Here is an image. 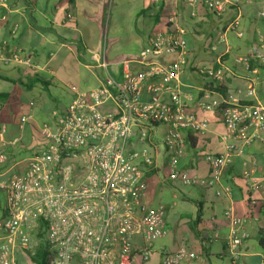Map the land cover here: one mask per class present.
I'll use <instances>...</instances> for the list:
<instances>
[{
    "label": "built area",
    "instance_id": "built-area-1",
    "mask_svg": "<svg viewBox=\"0 0 264 264\" xmlns=\"http://www.w3.org/2000/svg\"><path fill=\"white\" fill-rule=\"evenodd\" d=\"M164 1L173 7L185 5L190 17H196L200 6L220 17L227 7L238 8L241 4V0ZM239 25L238 13L217 33V43L225 42L228 31L242 36ZM263 52L264 39L259 36L251 46V57L264 62ZM187 54L185 30L174 10L165 18L163 30L149 36L147 47L121 63L120 80L102 61L104 77L99 87L83 92L68 86L73 98L54 124L40 126L43 144L32 155L28 168L0 183L6 195L5 217L0 223L6 237L0 240V264H15L11 246L15 241L21 249L33 251L37 244L34 233L40 226L52 255L50 264L149 262L153 243L164 235L166 207H151L145 200L147 185L142 167L151 166L152 159L147 150L129 147L134 135L138 133L144 141L150 129L163 126L167 178L183 186L208 189L218 184L232 155L241 153L231 140L250 126L264 130V106L258 102L240 104L231 95L199 102L204 112L221 109L224 151L208 158L212 174L206 179L181 169L180 160L185 154L183 131L204 135L209 128L206 117L187 111L183 104L181 75ZM33 55L17 50L1 58V62L32 68ZM235 60L248 70V57ZM203 73L222 83L230 72L218 57L216 67L203 68ZM246 92L254 96L253 88ZM248 143L249 139L244 138L243 144ZM3 159L0 155V162ZM244 180L248 192L260 194L264 217V175L254 178L246 174ZM225 218L229 226L227 253L233 264H240L239 249L247 237L243 230L246 218L231 210L226 211ZM160 264L206 262L181 246L174 253L163 252Z\"/></svg>",
    "mask_w": 264,
    "mask_h": 264
},
{
    "label": "crops",
    "instance_id": "crops-1",
    "mask_svg": "<svg viewBox=\"0 0 264 264\" xmlns=\"http://www.w3.org/2000/svg\"><path fill=\"white\" fill-rule=\"evenodd\" d=\"M107 1L0 0V129L3 128L0 155L4 157L0 162V183L23 174L28 168L32 155L43 144L40 126L54 124L73 98L68 88L70 83L83 92L99 87L104 77L102 61L108 64L110 74L120 80L121 63L146 47L149 36L163 30L165 18L174 10L180 15L188 45L181 75L183 104L187 111L206 117L209 122L204 135L183 131L185 154L179 167L206 179L212 174L208 158L224 151L221 135L225 128L220 111L204 112L198 107L199 102L220 97L207 89L215 81L203 73V68L216 67L218 57L230 72L222 82L227 94L240 104L258 102L264 106V72L258 68L262 62L250 53L256 39L259 36L264 39V0H241L238 8L227 7L220 17L209 14L201 6L196 17H190L189 9L183 4L173 7L165 1L161 4L162 0H143L142 7L135 12L137 17L148 19V25L143 27L148 28L143 45L140 39L123 41L118 36L117 30L128 34L124 24L122 29L111 32L110 42L104 44L100 27ZM238 13L242 36L228 31L225 42L217 43V33ZM17 50L34 53L30 70L1 62V58ZM239 56L248 57V70L236 62ZM40 81L47 84V92ZM251 88L254 96L249 97L246 91ZM53 89L66 96H56ZM160 126L150 129L144 141L136 133L129 142L131 149H145L152 159L151 166L142 167L147 204L166 207L164 235L153 243L147 264H160L163 252L174 253L181 246L202 257L206 264H233L227 253V210L246 218L243 230L247 237L239 249L240 264H261L264 254L256 243V235L258 230L264 231L263 209L260 194L248 192L244 177L264 175V130L250 126L241 136L234 137L231 142L241 153L232 155L218 184L204 189L183 186L167 178V153L162 141L155 138ZM161 131L163 137L164 127ZM244 138L249 139L248 144H243ZM5 205L6 195L0 189V223L5 217ZM5 237L0 228V240ZM11 246L15 264H27L19 243L15 241Z\"/></svg>",
    "mask_w": 264,
    "mask_h": 264
},
{
    "label": "rangeland",
    "instance_id": "rangeland-1",
    "mask_svg": "<svg viewBox=\"0 0 264 264\" xmlns=\"http://www.w3.org/2000/svg\"><path fill=\"white\" fill-rule=\"evenodd\" d=\"M143 0H108L106 3V9L104 11V14L101 18V32H102V40L104 44H108L110 42L111 38V32L115 33L117 28L122 29V24L128 27V34L120 32H116L119 34L118 36L122 38L123 41H132L135 39L142 40L141 44H144V39L146 37V34L148 32V28L144 26L148 25V19L137 17L135 15V12L138 11L142 7ZM90 28V26H88ZM147 47V45H146ZM144 47V48H146ZM135 48V47H133ZM134 51L136 49H133ZM133 51V52H134ZM137 55V54H136ZM71 85H74L73 83H70ZM75 86V85H74ZM65 88V87H64ZM64 91H68L66 88ZM53 92L56 96H60V94L64 97L66 94L60 93L57 91V89H53ZM68 93V92H66ZM63 99H60L62 101ZM163 127H159L158 131L155 133V138L157 141L161 143L162 141V130ZM35 242L38 243V239L35 236L34 237Z\"/></svg>",
    "mask_w": 264,
    "mask_h": 264
},
{
    "label": "trees",
    "instance_id": "trees-1",
    "mask_svg": "<svg viewBox=\"0 0 264 264\" xmlns=\"http://www.w3.org/2000/svg\"><path fill=\"white\" fill-rule=\"evenodd\" d=\"M161 4H164V0L161 1ZM258 68L264 72V62L258 64ZM30 70V68H27ZM40 83H42L40 81ZM44 89L47 92V84L42 83ZM208 90L216 92L220 95L222 99H226L228 94L227 90L223 83L219 82H210L208 85ZM49 95V94H48ZM50 98H52L49 95ZM221 110V109H217ZM35 236L38 239V243L36 244L33 251H25L23 250L24 257L27 260V264H50L51 261V253L48 250L47 242L45 241V231L42 226L38 228V230L35 233ZM256 243L258 247L261 249V251L264 254V231L258 230L256 235Z\"/></svg>",
    "mask_w": 264,
    "mask_h": 264
}]
</instances>
